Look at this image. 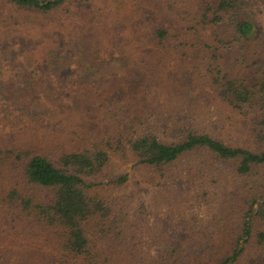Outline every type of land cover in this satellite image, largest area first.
<instances>
[{
    "label": "rangeland",
    "instance_id": "obj_1",
    "mask_svg": "<svg viewBox=\"0 0 264 264\" xmlns=\"http://www.w3.org/2000/svg\"><path fill=\"white\" fill-rule=\"evenodd\" d=\"M250 4L257 30L244 40L228 13L209 22L204 0H62L48 11L0 0V264H215L229 252L238 160L200 147L157 169L137 161L129 140L174 143L192 131L261 148L260 115L243 117L215 79L264 99V3ZM95 149L107 158L86 180L107 203L81 221L87 244L70 255L63 235L7 190L46 200L23 178L25 158L59 165L64 153ZM254 232L235 264H264Z\"/></svg>",
    "mask_w": 264,
    "mask_h": 264
},
{
    "label": "trees",
    "instance_id": "obj_2",
    "mask_svg": "<svg viewBox=\"0 0 264 264\" xmlns=\"http://www.w3.org/2000/svg\"><path fill=\"white\" fill-rule=\"evenodd\" d=\"M17 6H29L40 11H48L62 0H8ZM264 3V0H261ZM203 16L209 22L215 23L221 13L232 17L235 34L248 40L257 30L255 22L251 21L249 11L251 0H204ZM211 14V18L209 17ZM254 15V14H253ZM156 34L163 36L164 30ZM219 84L218 92L223 100L238 109L243 117L258 113L260 119L254 129V134L262 140V146L257 151L240 146H230L209 136L186 131L183 138L174 143H164L153 135H142L129 140V149L134 152L139 163L152 165L157 169L175 161L181 154L195 148H206L216 157L228 160L237 159L235 172L242 178L240 202L235 211L238 222L229 252L218 257L215 264H235L245 249L252 232L255 243L264 246V231L254 230L255 220L264 221V99L261 94L235 80L226 79L224 75L215 77ZM264 86V81L258 88ZM253 116V114H251ZM0 151V167L4 158ZM106 153L100 149L82 150L81 152L64 153L59 165L38 154H30L23 163L22 176L34 187L44 189L46 200H36L31 195H21L13 188L7 190L6 198L15 201L20 210L30 213L41 224L52 227L64 237L62 248L70 255L81 254L87 244L81 228V221L90 216L93 206L105 203V199L93 191L94 183L87 181L86 176L99 169ZM125 175L118 176L114 182H123ZM260 188L261 191L256 193ZM107 203V202H106Z\"/></svg>",
    "mask_w": 264,
    "mask_h": 264
}]
</instances>
